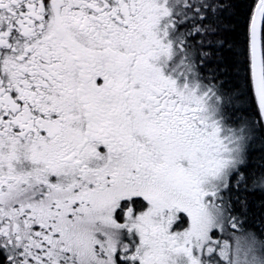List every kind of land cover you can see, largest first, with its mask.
Listing matches in <instances>:
<instances>
[{"label": "snow or ice", "instance_id": "snow-or-ice-1", "mask_svg": "<svg viewBox=\"0 0 264 264\" xmlns=\"http://www.w3.org/2000/svg\"><path fill=\"white\" fill-rule=\"evenodd\" d=\"M0 264H264V0H0Z\"/></svg>", "mask_w": 264, "mask_h": 264}]
</instances>
